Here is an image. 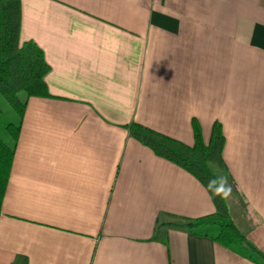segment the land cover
<instances>
[{"label":"crops","instance_id":"crops-1","mask_svg":"<svg viewBox=\"0 0 264 264\" xmlns=\"http://www.w3.org/2000/svg\"><path fill=\"white\" fill-rule=\"evenodd\" d=\"M21 2V41L44 52L51 97L24 113L0 264H254L180 227L213 200L130 127L194 146L195 121L206 145L220 123L214 166L264 254V0Z\"/></svg>","mask_w":264,"mask_h":264},{"label":"trees","instance_id":"trees-1","mask_svg":"<svg viewBox=\"0 0 264 264\" xmlns=\"http://www.w3.org/2000/svg\"><path fill=\"white\" fill-rule=\"evenodd\" d=\"M22 20L21 0H0V97L18 117L16 123L10 122L0 105V204L7 193L28 101L51 97L46 84L51 67L44 52L35 43H22ZM130 131L135 140L158 157L187 171L205 188L208 180L217 174L213 164L221 156L225 143L220 123H215L208 145L204 143L201 126L196 121L194 146H187L136 123L132 124ZM211 198L216 208L214 214L180 227L196 236L211 239L254 264H264V254L249 243L234 221L230 198ZM244 204L247 205L246 201ZM12 264H29V261L27 257L19 256Z\"/></svg>","mask_w":264,"mask_h":264},{"label":"clouds","instance_id":"clouds-1","mask_svg":"<svg viewBox=\"0 0 264 264\" xmlns=\"http://www.w3.org/2000/svg\"><path fill=\"white\" fill-rule=\"evenodd\" d=\"M218 172V170H216ZM205 191L211 196H218L228 200L232 195V186L228 183V177L223 174H214L207 183Z\"/></svg>","mask_w":264,"mask_h":264},{"label":"rangeland","instance_id":"rangeland-1","mask_svg":"<svg viewBox=\"0 0 264 264\" xmlns=\"http://www.w3.org/2000/svg\"><path fill=\"white\" fill-rule=\"evenodd\" d=\"M0 105L4 111L5 117L7 120H9L10 122L16 123L18 121V117L15 114V112L11 109V107L2 99V97H0ZM213 169L215 170V172L217 174H223L226 175V173L224 171L219 170L218 168H216L213 164ZM218 170V172L216 171ZM227 176V175H226ZM228 177V176H227ZM228 183L230 184L229 178H228ZM233 189V188H232ZM233 197L235 198V194L234 191L232 190V195L230 197V202L232 201ZM233 208L235 210V207L233 205Z\"/></svg>","mask_w":264,"mask_h":264}]
</instances>
